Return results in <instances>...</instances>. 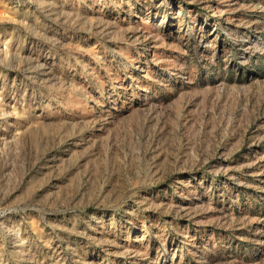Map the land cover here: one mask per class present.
Returning <instances> with one entry per match:
<instances>
[{"label":"rangeland","instance_id":"rangeland-1","mask_svg":"<svg viewBox=\"0 0 264 264\" xmlns=\"http://www.w3.org/2000/svg\"><path fill=\"white\" fill-rule=\"evenodd\" d=\"M0 264H264V0H0Z\"/></svg>","mask_w":264,"mask_h":264}]
</instances>
